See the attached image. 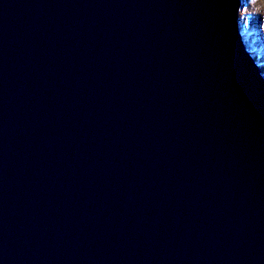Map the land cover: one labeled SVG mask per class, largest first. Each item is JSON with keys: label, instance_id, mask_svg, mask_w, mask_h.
<instances>
[{"label": "water", "instance_id": "obj_1", "mask_svg": "<svg viewBox=\"0 0 264 264\" xmlns=\"http://www.w3.org/2000/svg\"><path fill=\"white\" fill-rule=\"evenodd\" d=\"M240 8L0 0V264H264Z\"/></svg>", "mask_w": 264, "mask_h": 264}, {"label": "rangeland", "instance_id": "obj_2", "mask_svg": "<svg viewBox=\"0 0 264 264\" xmlns=\"http://www.w3.org/2000/svg\"><path fill=\"white\" fill-rule=\"evenodd\" d=\"M239 27L245 46L264 78V0H241Z\"/></svg>", "mask_w": 264, "mask_h": 264}, {"label": "bare ground", "instance_id": "obj_3", "mask_svg": "<svg viewBox=\"0 0 264 264\" xmlns=\"http://www.w3.org/2000/svg\"><path fill=\"white\" fill-rule=\"evenodd\" d=\"M263 70H264V64H263Z\"/></svg>", "mask_w": 264, "mask_h": 264}]
</instances>
